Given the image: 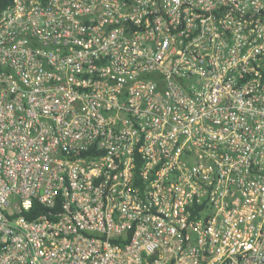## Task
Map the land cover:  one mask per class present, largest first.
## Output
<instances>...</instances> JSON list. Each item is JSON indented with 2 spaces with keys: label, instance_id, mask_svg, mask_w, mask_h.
<instances>
[{
  "label": "built area",
  "instance_id": "obj_1",
  "mask_svg": "<svg viewBox=\"0 0 264 264\" xmlns=\"http://www.w3.org/2000/svg\"><path fill=\"white\" fill-rule=\"evenodd\" d=\"M0 264H264V0L0 5Z\"/></svg>",
  "mask_w": 264,
  "mask_h": 264
},
{
  "label": "trees",
  "instance_id": "obj_2",
  "mask_svg": "<svg viewBox=\"0 0 264 264\" xmlns=\"http://www.w3.org/2000/svg\"><path fill=\"white\" fill-rule=\"evenodd\" d=\"M9 2H10V0H0V5L6 6Z\"/></svg>",
  "mask_w": 264,
  "mask_h": 264
}]
</instances>
